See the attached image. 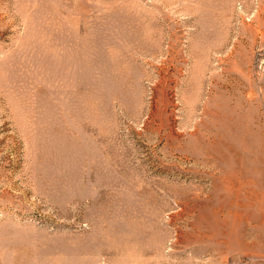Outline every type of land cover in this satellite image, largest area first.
I'll return each mask as SVG.
<instances>
[{"label":"rangeland","instance_id":"374dc122","mask_svg":"<svg viewBox=\"0 0 264 264\" xmlns=\"http://www.w3.org/2000/svg\"><path fill=\"white\" fill-rule=\"evenodd\" d=\"M264 260V0H0V264Z\"/></svg>","mask_w":264,"mask_h":264},{"label":"crops","instance_id":"0c3cea01","mask_svg":"<svg viewBox=\"0 0 264 264\" xmlns=\"http://www.w3.org/2000/svg\"><path fill=\"white\" fill-rule=\"evenodd\" d=\"M252 264H264V260L261 261V263H260V262H254V263H252Z\"/></svg>","mask_w":264,"mask_h":264}]
</instances>
